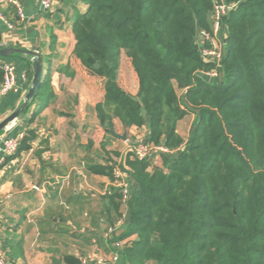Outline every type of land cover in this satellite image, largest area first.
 <instances>
[{
	"label": "trees",
	"instance_id": "1",
	"mask_svg": "<svg viewBox=\"0 0 264 264\" xmlns=\"http://www.w3.org/2000/svg\"><path fill=\"white\" fill-rule=\"evenodd\" d=\"M80 1L86 10L71 19L72 54L103 80L99 125L114 131L115 119L123 131L145 127L144 143L171 151L161 154L160 167L151 164L155 156L127 152L118 165L89 167L113 181L117 165L136 185L114 239L136 238L118 250L119 264H264V0ZM217 2L233 7L222 20L220 77L208 82L201 74L213 65L196 38L210 32ZM122 53L137 77L135 97L118 84ZM26 76L32 82L33 69ZM45 87L41 81L20 115ZM189 113L196 120L184 141L176 127ZM35 137L27 129L7 160L30 150ZM111 197L119 201L117 189ZM118 207L111 201L117 216Z\"/></svg>",
	"mask_w": 264,
	"mask_h": 264
},
{
	"label": "crops",
	"instance_id": "2",
	"mask_svg": "<svg viewBox=\"0 0 264 264\" xmlns=\"http://www.w3.org/2000/svg\"><path fill=\"white\" fill-rule=\"evenodd\" d=\"M15 1L25 21L20 22L14 6L0 4V50L30 54L12 51L0 60L14 65L20 89L0 99V123L22 105L31 86L26 73L32 70L33 56L41 60V81L46 87L25 115L19 114L0 131V264H66V256L78 264H96L101 257L109 260L116 251L115 242H121L124 248L136 237L114 239L125 229L127 208L119 203L118 216L111 210V201L119 202L111 197V179L89 169L94 165L103 167L110 160L106 153H119L125 144L108 138L98 123L95 106L103 102V80L89 75L72 54L71 19L75 13H84L86 5L80 0H51L48 12L42 9L40 0ZM209 19L211 25V16ZM218 37H225L223 29ZM196 40L198 44L203 41L200 31ZM127 61L130 70L121 86L120 56L118 84L135 97L137 77ZM201 75L208 82L214 81ZM186 118L190 121L184 132ZM195 120V115L189 113L177 123V133L184 141ZM113 125L121 127L115 119ZM27 129L36 135L31 149L7 160L5 143L22 139ZM124 132L135 141H143L147 135L145 127L132 126ZM91 137L93 140L88 139ZM81 163L85 167L79 176L74 170ZM160 163V157L151 162L153 167H160ZM67 175L69 180L63 184ZM130 183L129 192H135L136 185ZM114 226L117 229L106 237L107 229ZM108 264H119V253L117 261Z\"/></svg>",
	"mask_w": 264,
	"mask_h": 264
},
{
	"label": "built area",
	"instance_id": "3",
	"mask_svg": "<svg viewBox=\"0 0 264 264\" xmlns=\"http://www.w3.org/2000/svg\"><path fill=\"white\" fill-rule=\"evenodd\" d=\"M10 4L16 8L18 18L20 22H24L25 18L21 14L19 4L15 0H0V4ZM41 7L44 11H51V0H40ZM232 5H227L222 2H217L213 5L211 12V28L210 32L200 31V34L203 38V41L198 44L199 52L201 58L205 62H209L213 65V68L209 71L202 73L205 77L209 79H218L220 77L219 69L221 67L222 61V45H224V39H219V32L222 28V20L228 14ZM0 18H2L0 14ZM224 30V29H223ZM225 34V32H224ZM33 58V57H32ZM0 68L3 72V80L0 83V99L3 98L8 93H19V87L16 82V69L14 65L10 63H2ZM21 139L8 140L5 143V155L12 156ZM127 153H131V157L138 160H149L153 156L160 157L161 154H169V151L164 146H155L153 144L144 143V141H135L129 143L127 146ZM121 163V159L118 160L117 165ZM117 165L113 169V181L112 186L114 189H117L120 194L119 203L123 208H127V203L129 200V180L125 172H123ZM85 164L81 163L78 169H75L77 175H82V170L84 169ZM69 180V175L65 176L62 179L63 184H67ZM120 224V221L116 225ZM116 226L110 227L107 229L106 237L111 236L112 231L116 230ZM114 246L116 248L115 252H112L110 255V261L115 263L117 261V255L119 249L122 248L121 242H115ZM0 256H1V247H0ZM105 260L99 259L98 264H102Z\"/></svg>",
	"mask_w": 264,
	"mask_h": 264
},
{
	"label": "water",
	"instance_id": "4",
	"mask_svg": "<svg viewBox=\"0 0 264 264\" xmlns=\"http://www.w3.org/2000/svg\"><path fill=\"white\" fill-rule=\"evenodd\" d=\"M12 51H19V52L24 53L26 55L30 54L27 51L4 49V50H0V57H6ZM31 60H32V69H33V79L31 82V86L28 88V91H27V93L24 97V100L22 102V105L15 112H13L8 118H6L4 121H2L0 123V131L3 130L4 127L9 122L14 120L21 113V111L24 109V107L27 105V103L33 98V96L35 95V93L37 92V90L39 88V85L41 82V77H42L41 60L38 56H33V58H31ZM106 132L110 137H112L114 139L121 140V141L126 140L125 134L119 135V134L115 133L113 130H106Z\"/></svg>",
	"mask_w": 264,
	"mask_h": 264
},
{
	"label": "rangeland",
	"instance_id": "5",
	"mask_svg": "<svg viewBox=\"0 0 264 264\" xmlns=\"http://www.w3.org/2000/svg\"><path fill=\"white\" fill-rule=\"evenodd\" d=\"M121 66H122V71H123V72H122V76H121V78L119 79V84H120L121 86H124V84H123V78H124V79H125V78H128L127 70H130V69H129V62L127 61V58H126V56H125L124 53L121 54ZM123 76H124V77H123ZM126 84H127V83H126ZM128 84H129V81H128ZM128 84H127V86H128ZM128 88H129V86H128ZM129 90H130V88H129ZM177 94L180 95V91H179L178 89H177ZM189 121H190V118H186V119L184 120V122H185V125H184V128H185V129H184V132H186V128H187V126L189 125ZM114 131L117 132L119 135L125 134V136H126V140L123 141L124 144H125V145H124L125 147H121V150H120L119 153H114V155H113V152H111V153H112L111 156L109 155L108 152L106 153V158L110 159L112 162H114V163L117 164L118 160L121 159V157H123V156L126 154V152H127V146L129 145V143H130V142L133 143V142H135V140H133V139L130 140V135L128 134V132H124V131H122V128L119 127V126H117V125H116V127L114 128ZM182 133H183V132H182ZM88 139L93 140L92 137H91V138H88ZM127 139H129V140H127ZM122 146H123V145H122ZM160 164H161V163H160ZM130 184H131V183H130ZM129 187H130V185H129ZM107 254H108V253H107ZM99 259L105 260L104 262H102V264L112 263V262L110 261V259L108 260V259H106V258H104V257H101V258H97V259L95 260V263H96V264H98Z\"/></svg>",
	"mask_w": 264,
	"mask_h": 264
}]
</instances>
